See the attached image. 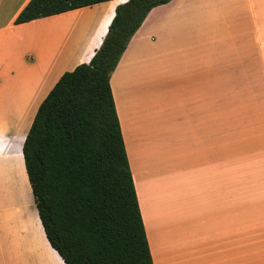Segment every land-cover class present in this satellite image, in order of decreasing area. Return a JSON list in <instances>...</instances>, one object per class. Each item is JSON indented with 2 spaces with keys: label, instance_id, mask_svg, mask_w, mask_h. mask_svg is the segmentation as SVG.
I'll use <instances>...</instances> for the list:
<instances>
[{
  "label": "crops",
  "instance_id": "0c3cea01",
  "mask_svg": "<svg viewBox=\"0 0 264 264\" xmlns=\"http://www.w3.org/2000/svg\"><path fill=\"white\" fill-rule=\"evenodd\" d=\"M127 1L15 25L29 0H0V139L25 126L17 141L26 180L21 149L38 106L63 73L89 63ZM231 1L152 8L110 77L153 264H264V245L252 242V188L236 179L234 120L220 114L221 85L246 91L259 76L264 97V0ZM6 166L0 264H42L36 208L40 238L24 224Z\"/></svg>",
  "mask_w": 264,
  "mask_h": 264
},
{
  "label": "trees",
  "instance_id": "16d2710c",
  "mask_svg": "<svg viewBox=\"0 0 264 264\" xmlns=\"http://www.w3.org/2000/svg\"><path fill=\"white\" fill-rule=\"evenodd\" d=\"M108 1L29 0L14 24ZM170 1L117 6L89 63L60 76L25 136L26 182L62 264H153L109 81L148 12Z\"/></svg>",
  "mask_w": 264,
  "mask_h": 264
},
{
  "label": "rangeland",
  "instance_id": "374dc122",
  "mask_svg": "<svg viewBox=\"0 0 264 264\" xmlns=\"http://www.w3.org/2000/svg\"><path fill=\"white\" fill-rule=\"evenodd\" d=\"M241 3L243 0H233L228 5ZM251 81L246 91H225L222 88L226 86L221 85L220 114L234 120L236 179L251 185L252 242L264 245V97L260 77L252 76ZM24 128V125L20 126L17 138L22 136ZM17 138L12 141L0 139V161H5L11 170L24 206L22 217L29 234L40 238L35 205L21 169ZM42 260V264H62L45 241ZM37 264L41 263L38 261Z\"/></svg>",
  "mask_w": 264,
  "mask_h": 264
},
{
  "label": "bare ground",
  "instance_id": "6f19581e",
  "mask_svg": "<svg viewBox=\"0 0 264 264\" xmlns=\"http://www.w3.org/2000/svg\"><path fill=\"white\" fill-rule=\"evenodd\" d=\"M4 153V152H3Z\"/></svg>",
  "mask_w": 264,
  "mask_h": 264
}]
</instances>
